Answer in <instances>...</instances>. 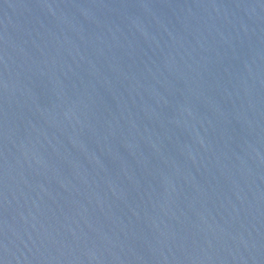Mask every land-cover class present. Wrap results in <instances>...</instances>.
<instances>
[{
  "label": "water",
  "instance_id": "1",
  "mask_svg": "<svg viewBox=\"0 0 264 264\" xmlns=\"http://www.w3.org/2000/svg\"><path fill=\"white\" fill-rule=\"evenodd\" d=\"M0 264H264V0H0Z\"/></svg>",
  "mask_w": 264,
  "mask_h": 264
}]
</instances>
